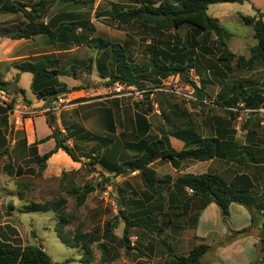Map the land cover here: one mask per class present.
<instances>
[{
  "label": "rangeland",
  "instance_id": "obj_1",
  "mask_svg": "<svg viewBox=\"0 0 264 264\" xmlns=\"http://www.w3.org/2000/svg\"><path fill=\"white\" fill-rule=\"evenodd\" d=\"M3 1L5 5L0 13V35L3 32L11 31L15 29V27H20L22 25L21 14L20 16L8 15L10 5L16 3L17 0ZM23 1L25 6L30 7L39 0ZM234 1L236 2L210 5L207 10V15L217 19L224 31L230 35L225 42L228 51L234 55L231 62L225 63L218 60L221 54V48L215 47V37L213 34H204L197 40L201 47L210 49L211 53L203 54L198 48L194 50L193 56L195 58V66L194 69L189 72V83L180 80L178 77H169L157 88L145 90L150 93L147 100L144 99V95L142 92H139L141 90L137 87L128 91L124 90L120 93H116L110 89L112 84H107L108 79L106 77L109 72L108 66L111 48L119 47L121 53L126 56L127 62L135 65L137 72L147 70V47L154 36L153 31L143 27L140 21L124 26L110 19V15L113 13L132 8L129 5L130 3L128 4V2L123 0H78L75 4L54 2L44 10L43 22L46 24L49 23L50 18H52L51 21H54L56 25L60 22H69L71 19L73 20L75 18L89 19L90 23L95 28L93 39H100L102 44L107 45V48L99 49L92 41H89L79 47L67 46L63 48L64 44H62V42L65 40L63 41L61 36H57L54 40H50L48 37L40 35L29 41V45L27 46H29L30 50L38 49V51L42 53L46 51H64L68 48L73 49L70 53H63L61 56L58 55L60 61H63L61 67L58 63L54 62L53 64V60L56 59L55 56H52L53 60L50 62L51 69H56L59 75L49 78L42 76L37 77L39 78L38 84L40 85V89L50 86H65L67 90L70 89L68 95L58 96V98L64 101V104L61 105L58 111V115H60L62 119L61 121H63V123L64 121L66 122L65 125L61 123L62 127L65 128L69 126L70 130L74 126H79V128H82L86 132L85 134L90 137H105L111 139L113 145L107 148L100 146L97 148L93 142L89 141L88 137L84 135L83 138L85 139L79 137L80 139L74 141L76 148L77 146L80 148L79 150L76 148L74 149L76 156L81 157L83 154L84 156L92 158V155L100 151L101 157H103L107 163L105 166H94L92 172H88L84 167H81L79 170L73 171L72 177L67 175L61 184L59 178H61L62 173H69L72 171H62L58 178L43 180V174L42 176L37 174V168L31 160V164L28 163L29 161L27 160L20 164L13 165L11 162L12 158L9 155L12 141L23 140L24 137V125L21 123L20 118L29 117L31 114L28 112L31 110L34 114L38 115L39 112L37 109L44 103L45 109L50 103L37 98V90L32 86L34 75L29 73L19 74L6 62L0 64V81H2V79H7L8 81L2 82L11 84L16 82L19 78L18 85L24 91V95L20 93L22 97H19V93L16 92V90L9 91L7 87L9 93H6L9 102L6 106H0V144H3V148L0 152V180L3 177L7 178L9 182L12 183L16 195L19 190L24 191V201L21 202L18 199H13V204L16 208L20 206L23 207L26 201L36 204H56L60 200L64 202L61 211L59 210L56 212L21 213V207L18 209V213L14 214L15 217H13L12 220L10 219L11 223L18 228V231L5 232L7 229L3 231L0 228V237L3 240H8L22 247L26 245L41 247L54 263H60L66 259H71L73 262L69 264H85L82 262L84 256L83 251L64 246L53 230L58 220V215L63 211L65 215L71 216L70 218L72 219V223L64 229L70 234L71 238L77 233L81 235L80 239L82 242L92 243L88 246L91 252V259L88 264H105L108 260L115 261L116 259V261H118L119 257H121L119 254V249L121 248L118 238L122 236L124 226L122 219L118 218L119 211L126 210L125 212L132 218L136 213L143 214L144 212L141 211L143 208L135 206L132 200L133 196L129 194V188H124L123 184H126L125 182L129 180L130 189L132 192L138 194L141 192L142 186L140 181L133 177L135 175L134 173L119 176L117 178L111 177V180L104 186V191H101L99 184H103L106 177L112 176V168L116 164H119L121 156L124 155V158L121 159L124 160L129 157V154L131 156L135 154L127 150V152H125L122 149V144L125 141L128 142L135 139L133 134L130 133L131 129H129V121L132 118L131 116L134 109H136L135 104H144L145 107L147 104H150L154 111H157L155 104H161L164 107L170 106L176 109L188 106L189 109L195 111L194 114H191L192 118L189 119V122L194 124L196 128L204 131L209 128V118L212 114H217L221 118H226V112H230L227 109H221L218 104L222 102L223 99H227L231 96V89L236 81L241 82L244 84V87H246L247 84H250L249 82H251L252 78L256 77L259 85H264V62H257L252 69H247L246 60L249 58L250 51L255 45V40L253 38V29L245 26L239 18L240 15L258 17L259 14H262L264 20V0H243L242 3L238 2V0ZM175 33L182 39L181 47L185 48L184 52L188 51L191 43L189 38L190 31L188 28H180ZM76 34H80L79 31H77ZM173 34V31H170L160 36L159 41L161 42L160 47L162 50L170 48L169 46L171 45V37ZM69 59H71V64ZM90 60L92 66L91 69L88 70ZM99 63L107 66V70L105 71L106 77L104 79L101 78L100 74L97 72V65ZM71 67L76 74V79L71 76ZM191 84H194L196 88L200 87L202 89V99L206 104L196 101L198 96L195 95ZM253 91L257 92L259 96L256 99L261 103L264 98L262 95L264 89H254ZM217 93L219 94L216 98L215 96ZM58 98L56 100H51V104L57 101ZM97 99L102 100L94 102V100ZM248 100L250 99L241 102L239 107L236 106L235 109L238 111L235 113L239 115V117L231 121L230 127L242 128L247 120H251V114L243 110L247 107L246 104ZM86 101L92 102L86 105L82 103ZM214 101H217L218 108L213 107L214 105L212 103ZM252 104L253 102L251 101V105ZM72 107L73 109H71ZM109 107L110 111L117 108L118 115L117 112L115 114L117 123H112L111 120L109 121L107 119L106 114L108 112L104 110ZM210 108L211 111H209ZM58 112L51 114L55 118ZM91 113H94V115L98 114L100 117V122L95 121L96 125H93V121H90ZM10 114H13L14 121L8 125ZM42 114H46L44 110ZM205 116L206 118H204ZM15 118H19L18 123H15ZM162 120L163 119L157 114L151 117V122L155 130H157L159 126H162ZM74 122L78 124L76 125ZM180 123V118L171 119L170 117L168 121L165 122L167 130H175L176 128L174 127ZM44 130L45 128L41 121H39L38 124L36 123L37 134H40ZM69 130H62L61 133L69 135L71 132H69ZM32 156L33 154L31 153V157ZM14 158L17 162L18 159L15 153ZM81 162H84V157H82ZM8 168L13 169V177L8 176ZM130 177L135 178V180L130 179ZM25 184H27L28 187H22L25 186ZM71 185L80 189L85 186H90L93 190L92 193L86 197L85 202L80 206L77 205V195L71 189ZM178 212L179 210L165 211V213H160L158 217H155V221L158 225H162L164 224L162 220L166 222L168 219L167 214L173 215ZM208 215H210V213H208ZM208 217L210 218V216ZM116 218H118L117 221ZM232 218L237 220V222L243 220V217L236 218L233 216ZM211 220L210 218V222H207V225L211 224ZM115 222L117 223V228H114L112 233L116 238L114 241L105 242L103 240L104 224L109 223L112 225ZM222 222L225 226L233 222L229 216V212L225 221H223L222 218ZM166 224H168V222H166ZM187 224L193 226L194 219L187 221ZM133 232L136 233L137 231L135 230ZM98 244L103 245L106 251L103 255L106 256L103 263L100 260L99 250L96 247ZM252 263L261 264L256 258Z\"/></svg>",
  "mask_w": 264,
  "mask_h": 264
},
{
  "label": "trees",
  "instance_id": "obj_2",
  "mask_svg": "<svg viewBox=\"0 0 264 264\" xmlns=\"http://www.w3.org/2000/svg\"><path fill=\"white\" fill-rule=\"evenodd\" d=\"M78 0H39L32 6H25L22 3L16 2L10 5L8 12H18L26 20L23 26L15 27V29L3 32L0 38H5L9 40H29L35 36H46L50 40H54L57 36H61L64 42L63 48L68 47H79L84 45L86 42L92 41L96 47L99 49L107 48L106 44H102L100 39H93L95 28L90 23L89 19L75 18L71 19L69 22H62L58 25L44 23V10L54 2H61L65 4H75ZM128 2L132 7L128 10H121L110 15V19L115 21L119 25L128 26L136 21H140L143 27L151 29L153 31L152 41L147 47V70L143 72H137L135 65L127 62L126 56L121 53L119 47L110 49V61H109V72L106 77L105 71L107 66L102 63L97 65V72L100 74L101 78H107L108 85L119 83L127 86H134L140 90L157 88L163 81L169 77H178L180 80L189 83L188 75L191 70L194 69L195 58L193 52L195 49L200 48L198 38L204 34H213L215 47L221 48V54L218 60L221 62H231L234 55L230 53L227 49L226 40L230 37L224 29L220 26L219 21L215 18L209 17L207 15V10L210 5L214 4H225L236 2L234 0H123ZM243 0H238L242 3ZM4 1L0 0V13L4 8ZM242 23L253 29V38L255 40V45L250 51V56L246 60L247 69H252L257 62H264V20L263 15L259 14L258 17H247L239 16ZM186 27L190 31V48L188 51L184 52L182 45V39L175 33L180 28ZM79 31L80 34H76ZM173 31L171 37V45L167 50L161 49V42L159 38L162 34ZM69 49V48H68ZM65 49V50H68ZM71 49V48H70ZM203 49V47H202ZM206 49V48H205ZM207 54L211 53L210 49H206ZM52 56H44L39 60L25 61L20 64L14 65V68L20 73H29L34 76L42 77H53L59 75V72L55 69H51ZM57 63L56 61H54ZM53 62V64H54ZM91 60L88 64V70L91 69ZM71 76L76 79V74L71 67ZM193 91L196 96L199 94V89L196 88L194 84H191ZM8 83L0 81V89L7 91ZM232 94L226 100H223L218 104L221 108H226L231 114V110L235 109L236 106L249 99L252 94H257L256 91L247 92L243 89L242 83L236 81L231 89ZM24 95L23 91H20ZM69 90L65 86L60 87H43L37 90V98L39 100H44L49 102L47 105L51 107V100H56L60 95L69 94ZM149 92L144 93V99L147 100L149 97ZM216 104V105H217ZM258 105V104H257ZM136 109L141 114H146L152 110L150 104L146 107L144 104H135ZM51 114V113H49ZM45 114L46 124L51 130V135L39 143H44L50 139L54 140L55 146L52 150L45 153L42 156H37L35 149L31 148V153L33 156L28 160L37 168V174L42 176L46 168V161L57 151L61 150L64 152L72 162L79 163L80 158L84 157V162L82 167L88 172H92L94 166H100L107 163L103 157H101L100 151L92 155V158L87 156H82L79 158L76 156L74 149L76 146L70 147L67 142L69 140L77 141L83 138V135L88 137L89 141L95 142L96 147L107 148L113 144L111 139L105 137H90L85 134L86 132L79 128V126H74L69 130V128H64L66 131L69 130L70 134H62L55 123V118L51 114ZM173 137L181 140L185 144V148L181 151H176L170 148L167 139L165 142L161 140H145L140 139L136 143L128 142L124 144L125 152L131 151L134 156H129L124 160V155L120 157L119 164L113 166L112 176H108L104 179L103 184H99L101 191H104V186L111 180V177L117 178L119 176H125L127 174L137 173L140 179L141 185L146 192V199L148 200L151 196L159 197V190L165 185L164 181L158 179L156 172L151 168V164L158 160H166L170 162H180L185 160L206 162L213 160L215 157L219 156L220 144L214 139H202L198 137L193 130H181L178 129L174 132ZM34 147V146H32ZM77 149V148H76ZM127 150V151H126ZM31 160V161H30ZM26 164V163H25ZM8 176L13 177L14 171L8 168ZM73 176L72 172H63L59 182L61 184L66 176ZM179 187L183 189L187 187L190 191V196H188L184 202L181 204V213H174L172 217L169 218L168 224L178 225L181 224V218L188 212L191 203L198 197H203L206 203H213L223 214V221L228 216V208L230 204H236L252 208L254 212L261 213L262 223L260 228L257 230L258 242L255 245L258 258H263L264 261V206L256 205L255 202L248 197L249 191L253 187L252 179L245 174H235L229 182H224L219 177L211 174H201L195 176H186L179 182ZM24 188L28 187L27 184L22 186ZM71 189L77 195V205H82L86 197L92 193V188L90 186H85L80 189L71 185ZM25 190V189H24ZM26 191V190H25ZM24 191L19 190L17 192V197L20 201H24ZM24 206L21 209V213H33V212H56L61 211V207L64 205L63 200L58 201L56 204H36L33 202H24ZM135 203V202H134ZM205 205V204H204ZM204 205L197 209V212L193 214L192 219L198 218V212L204 208ZM126 210H120L118 213V218L122 219L124 224L122 230V236L118 238L120 248L126 253L129 251V231L133 228L143 229L146 232L153 233L158 231L156 218L157 215L153 214L149 209L143 208V214L136 213L133 218L130 217ZM140 212V211H137ZM71 216H67L62 212L58 215V220L53 228L55 234L59 238L60 242L71 249H80L83 251L84 256L82 262L87 264L91 259V252L89 245L92 243H84L80 239L81 235L75 233L71 238L70 234L65 231V227L72 223ZM116 218V221L118 220ZM165 220H162V223ZM255 227L254 222L251 218L250 226L239 232H229L225 237V242L229 243L240 236H245L248 231ZM117 228V223L104 224V236L103 240L110 242L114 241L116 236L112 233V230ZM195 240H200L195 238ZM97 249L101 254L106 253L103 245H97ZM208 246L204 243L195 245L192 247L191 251L185 257H173L176 264H201V259L207 252ZM103 256V255H102ZM104 258H101L103 263ZM73 262L71 259H66L60 263H54L51 261L50 257L43 251L41 247L26 245L24 247L17 245L8 240H3L0 237V264H69ZM253 264V263H251Z\"/></svg>",
  "mask_w": 264,
  "mask_h": 264
},
{
  "label": "crops",
  "instance_id": "obj_3",
  "mask_svg": "<svg viewBox=\"0 0 264 264\" xmlns=\"http://www.w3.org/2000/svg\"><path fill=\"white\" fill-rule=\"evenodd\" d=\"M16 2L25 4L23 0H17ZM8 15L20 16V13L9 12ZM51 19L52 18H50L49 23L54 24V21H51ZM21 22V26H23L26 23V20L22 17ZM33 38L34 37L29 40L16 41L0 38V64H4L6 62L9 63L12 68H14V65L25 61L39 60L44 56H55L56 60H53V62L56 61L61 67L63 61H60L58 55L61 56L63 53L67 54L73 51V49H68L64 51H46L42 53L38 51V49L30 50L29 46L27 45H29L28 42ZM199 50L201 53L206 54L205 48L202 49L200 46ZM69 62L71 64V59H69ZM17 72L19 74H26L20 73L19 71ZM37 77L39 76H34L32 82V86L35 88V90L40 89V85L38 84L39 78ZM2 81L8 80L2 79ZM18 82L19 78L14 83L10 84L7 82V87L9 91L16 90V92L19 93V97H22L20 91L23 90L19 87ZM249 83L250 84H247L246 87H244V84H242L245 91L264 89V85H259L256 77H253ZM198 89L199 94L196 101L206 104V102L202 99V89L200 87ZM68 90L70 91V89ZM218 94L219 93H217L215 96L216 98L218 97ZM262 95L264 97V93ZM258 96V94H252L249 98L250 100L247 101V107L243 110L248 111L251 114V120H247L243 124L242 128L232 126L230 127L231 121L236 120L239 117V115L235 113L238 111L236 109H232L231 114L226 112V118H221L217 114H212L209 118V128L204 131L196 128L194 124L189 122V119L192 118L191 114H194L195 111L189 109L188 106L181 107V109H176L174 107L171 108L170 106L164 107L161 104H155L157 111H154L152 108L150 113H146L145 115L134 109V112L131 116L132 118L129 121V129H131L130 133L133 134L135 139L128 142L136 143L140 139L161 140L165 142L166 138L170 148L176 151H181L185 148L184 142L173 137L174 132L178 129H181L193 130V132L198 137L202 139H214L220 144L219 156L210 161L198 162L185 160L180 162H170L161 159L154 161L151 164V168L156 172L158 179L164 181L165 184L159 190V197L151 198V196H149L150 198L147 200L145 197L146 192L144 188L142 187L139 194L132 192L130 189V181L127 180L125 182L126 184L123 185L124 188H129V194L133 196L132 200L135 202V206L149 209L153 214L157 215V217L160 215V213H165V211L179 210V213H181V204L188 196H190V191L187 187H184L183 189L179 187V182L183 178L186 176L211 174L219 177L221 180L227 183L237 173L248 175L252 179L253 187L249 191L248 197L251 198L256 205L264 206V98L260 103V101L256 99ZM101 100L102 99H97L94 100V102ZM251 101L253 102L252 105ZM90 102L92 101H86L82 103L86 105ZM44 104H42L41 107L37 109L39 112L38 115L34 114V112L31 110L28 112L31 114L29 117L20 118L21 123L24 125V137L23 140L12 141L9 155L12 158L11 162L13 165L29 160L31 158V148L35 149V153L39 157L54 148L55 143L52 139L44 143H39L40 140H43L51 135V130L46 124V116L42 114V111H45L48 108L45 107L44 109ZM212 104L214 105L213 107L218 108L216 105L217 101H214ZM240 104L241 103H239L237 106L239 107ZM71 109H73V107ZM221 109L225 110L226 108ZM104 111L108 112L106 117L109 121L111 120L112 123H117L115 115L117 108L110 111L109 107ZM209 111H211V108ZM58 114L59 112L57 113V116H55L56 125L60 128V131H66L61 125V123L65 125L66 122L64 121L63 123V121H61V116ZM155 114L159 115L161 119H163L162 126H159L157 130L154 129L151 122V117ZM90 117V121H93V125H96L97 121L100 122V117L98 114L94 115V113H91ZM169 117L171 119H181V123L174 127L176 128L175 130H167L166 128L165 122L168 121ZM204 118H206V116ZM13 121V114H10L8 125L13 123ZM39 121H41L45 130L40 134H37L36 123L38 124ZM18 122L19 118H15V123ZM74 123L76 125L78 124L76 122ZM66 127L70 128L69 126ZM128 142L125 141L122 144V149L124 151V144ZM93 143L96 145L95 142ZM67 144H69L70 147H73L74 140H69ZM2 148L3 144H0V152ZM77 149L79 150L80 148L77 146ZM14 153L18 159L17 162L14 158ZM129 156L131 155L129 154ZM81 159L82 157L80 158L79 163L72 162L64 152L61 150L57 151L45 163L46 168L43 173V180L58 178L62 171L79 170L83 163L81 162ZM134 174L135 175L133 177L140 181L137 173ZM131 177L130 179L135 180V178ZM13 199H18V197L15 193V190L13 189L12 183H10L7 178H1L0 228L3 231L7 229L5 232L18 231V228L11 223V220L13 217H15L14 214H17L18 209H20L22 206L16 208L13 204ZM202 204H205L204 208L198 212V218L195 220L194 225L190 226L187 224V221L192 219L193 214L197 212V209L202 206ZM228 212L233 222L230 225L225 226L223 225V216L219 209L213 203H206L205 198L198 197L191 203L186 215L181 218V224L172 226L170 224H166L165 222L162 225H157L158 231L153 233L146 232L143 229H131L129 231V243L131 239H135L133 246H130L131 249L126 253L122 249H119V254L121 257H119L118 261H116L117 259L115 261L108 260L105 264H176V262L173 260V257H185L191 251L193 246L201 243H204L208 246L207 252L201 259V264H251L257 256L255 245L258 242L257 230L260 228L262 223L261 213L254 212L252 208L236 204H230ZM208 213H210V215H208ZM167 216L168 219L166 221L172 217L170 214H167ZM208 216H210L212 219L211 224L209 225H207V222H210V218ZM233 216L236 218L243 217V220L241 222H237V220L232 218ZM251 218L255 227L248 231L249 233L245 235L246 237L240 236L229 243L225 242V237L229 234V232H239L241 230L247 229L251 224ZM135 230L137 231L136 233L133 232ZM195 238L201 239L202 241L195 240ZM104 254L105 253H100V260L101 258H106V256H102Z\"/></svg>",
  "mask_w": 264,
  "mask_h": 264
},
{
  "label": "built area",
  "instance_id": "obj_4",
  "mask_svg": "<svg viewBox=\"0 0 264 264\" xmlns=\"http://www.w3.org/2000/svg\"><path fill=\"white\" fill-rule=\"evenodd\" d=\"M133 88H134V86H127V85H124V84L114 83V84H112L110 89L115 91L116 93H120L121 91H124V90L128 91V90H131ZM139 92H142V94L144 95V93H146L147 91L141 90ZM139 94H141V93H139ZM8 102H9V100L7 98L6 91L0 89V106H6V104ZM63 104H64V101L61 98H58V100L53 102L51 107H48L44 112L45 113L58 112L60 110V108H61V105H63ZM134 241H135L134 238L130 240V246L131 247L133 246Z\"/></svg>",
  "mask_w": 264,
  "mask_h": 264
},
{
  "label": "water",
  "instance_id": "obj_5",
  "mask_svg": "<svg viewBox=\"0 0 264 264\" xmlns=\"http://www.w3.org/2000/svg\"><path fill=\"white\" fill-rule=\"evenodd\" d=\"M258 262L261 263V264H264V261H263V258H258Z\"/></svg>",
  "mask_w": 264,
  "mask_h": 264
}]
</instances>
